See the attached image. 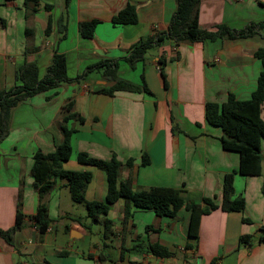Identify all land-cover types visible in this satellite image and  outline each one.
Wrapping results in <instances>:
<instances>
[{"label":"crops","instance_id":"obj_1","mask_svg":"<svg viewBox=\"0 0 264 264\" xmlns=\"http://www.w3.org/2000/svg\"><path fill=\"white\" fill-rule=\"evenodd\" d=\"M127 4L136 8L138 21L114 23L113 16ZM177 5L178 0H0V91L21 84L18 72L25 63L35 64L38 79L44 78L56 53L65 55L70 78L11 111L9 132L0 142V228L12 227L18 211L23 225L13 243L0 237V264H264V138L261 173L242 174L239 152L223 146L222 128L206 114L208 102L222 104L229 93L251 97L263 70L256 51L264 49V28L236 39L166 38L130 66L125 56L131 47L167 31ZM92 19L98 20L93 35L83 37L80 23ZM262 21L264 0L200 2L199 24L207 30ZM106 60L112 67L117 61L119 78L145 84L148 91L104 92L116 84L108 68L98 66ZM67 113L76 116L64 122ZM63 124L73 130V153L62 165L92 172L88 200H106L108 179L105 170L77 160L82 151L106 160L115 155L122 162L119 179H130L134 190L182 188L184 198L196 202L210 197L219 203L225 175L235 171L234 197L242 196L245 208L203 214L199 236L185 250L191 241L190 210L182 207L170 217L133 206L124 221L125 200L120 198L108 212L114 234L88 241L84 215L71 211L75 206L66 180L57 178L51 189L40 192L31 172L37 151L53 152L63 142ZM40 204L47 205L52 220L43 233L33 218ZM243 235L250 240L240 241ZM142 242H159L174 255L163 258L134 247Z\"/></svg>","mask_w":264,"mask_h":264},{"label":"trees","instance_id":"obj_2","mask_svg":"<svg viewBox=\"0 0 264 264\" xmlns=\"http://www.w3.org/2000/svg\"><path fill=\"white\" fill-rule=\"evenodd\" d=\"M35 1V0H34ZM201 0H178L177 9L172 15L170 26L167 31L146 38L140 39L130 49L129 55L125 59L130 66L135 67L139 61L145 59L147 51L154 45L160 44L166 38L175 42L182 41H216L219 38H244L254 34L257 28H264V21L251 22L241 29L231 28L225 24L218 25L215 30H207L199 24V6ZM114 23H136L138 14L136 8L127 4L122 10L113 16ZM98 20L92 19L80 23V31L83 37H91ZM256 56L262 59L263 70L258 76L257 87L248 99H238L233 93L222 104L208 102L206 114L208 121L220 126L223 130L222 143L226 149L234 150L240 154L239 172L242 174L261 173V140L264 138V120L261 117V104L264 101V49L256 51ZM106 61H102L98 66H105L110 72V77L116 80V84L106 88L104 92L112 94L116 90H147L143 86L137 85L129 80L121 79L117 76V61L115 67ZM111 62V61H110ZM18 79L21 84H17L6 91H0V142L9 132L12 109L29 96L54 86L61 81H68L67 62L64 54L56 53L53 64L48 68L46 76L42 79L37 77V69L33 63H25L18 72ZM72 104H68L70 109ZM76 114L67 113L64 115V122ZM81 121L84 118L79 116ZM64 140L55 151L43 153L37 151L33 156L31 168L35 185L40 192L51 189L55 179L66 180L71 198L74 202L82 203L87 209V216L103 226V238H110L114 234L113 220L108 217L111 204L118 199L125 200L124 221L132 216L133 206L153 209L160 216L174 217L178 211L185 207L191 212L188 236L190 243L185 245L186 249L193 247L192 241L199 236L200 220L203 214L210 213L214 209L220 208L223 211H242L245 208V199L242 196L234 197V173L225 175L223 184V195L221 201L217 203L213 198L204 197L202 202L186 200L183 196L182 188L154 186L143 190H134L130 179L122 181L119 179V169L122 162L114 155L106 160L89 155L87 152H79L77 160L84 164L94 165L103 169L107 173L108 190L105 201L88 200L85 192L92 179V172L89 170H68L63 168V162L71 158L73 147L71 143L72 129L63 124ZM131 163V160L128 161ZM149 163V158L143 155L142 165ZM264 195V183L262 187ZM36 226L40 232H46L51 219L48 215V207L40 204L33 216ZM247 220V219H245ZM23 225V214L18 211L15 223L8 229L0 228V237L9 243H13L14 233ZM148 229H159L148 226ZM260 241L264 243V225L260 228ZM250 236L243 235L240 241L248 242ZM158 257H171L174 252L167 246L159 242H142L134 245Z\"/></svg>","mask_w":264,"mask_h":264},{"label":"rangeland","instance_id":"obj_3","mask_svg":"<svg viewBox=\"0 0 264 264\" xmlns=\"http://www.w3.org/2000/svg\"><path fill=\"white\" fill-rule=\"evenodd\" d=\"M71 202L74 204L75 207L72 208L71 211L75 213H80L84 215L83 221L88 225V235L85 236V239L88 241H98V240H103V226L99 223L91 219L90 217H86L87 215V209L84 204L74 202L71 199ZM113 216H115V212L112 213ZM112 245L114 244V240L112 238L111 240Z\"/></svg>","mask_w":264,"mask_h":264},{"label":"built area","instance_id":"obj_4","mask_svg":"<svg viewBox=\"0 0 264 264\" xmlns=\"http://www.w3.org/2000/svg\"><path fill=\"white\" fill-rule=\"evenodd\" d=\"M182 249H184V248H182ZM218 264H220V263L218 262Z\"/></svg>","mask_w":264,"mask_h":264}]
</instances>
